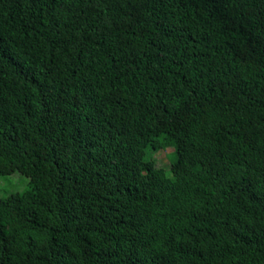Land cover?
<instances>
[{"label":"trees","instance_id":"trees-1","mask_svg":"<svg viewBox=\"0 0 264 264\" xmlns=\"http://www.w3.org/2000/svg\"><path fill=\"white\" fill-rule=\"evenodd\" d=\"M0 181V264H264V0H0Z\"/></svg>","mask_w":264,"mask_h":264},{"label":"rangeland","instance_id":"rangeland-1","mask_svg":"<svg viewBox=\"0 0 264 264\" xmlns=\"http://www.w3.org/2000/svg\"><path fill=\"white\" fill-rule=\"evenodd\" d=\"M174 150L173 147L166 148L165 150H159L152 152V157L156 160L158 164H168L167 154ZM7 181H9V190H21L26 185V181L28 180L27 177L18 173H12L5 177ZM0 184H3L0 181Z\"/></svg>","mask_w":264,"mask_h":264}]
</instances>
